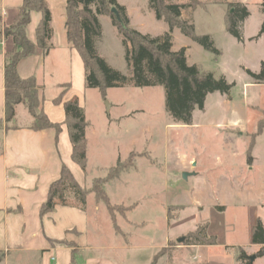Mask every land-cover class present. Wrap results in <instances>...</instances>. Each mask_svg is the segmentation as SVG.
<instances>
[{"label":"rangeland","instance_id":"rangeland-1","mask_svg":"<svg viewBox=\"0 0 264 264\" xmlns=\"http://www.w3.org/2000/svg\"><path fill=\"white\" fill-rule=\"evenodd\" d=\"M167 1L190 5L181 10L182 20L193 25L198 36H208L218 55L177 29L171 34L172 51L185 48L189 66L224 77L231 88L228 94H208L202 110L193 111L191 125L175 122L168 114L160 86L135 88L128 83L108 89L104 98L89 89L82 109L89 123L85 188L94 179H105L117 163L132 162V167L102 186L115 224L92 195L85 207L97 211V220L90 224L99 228L101 247L116 249L107 254L115 263L236 264L240 250L249 252L244 246L251 242L250 227L264 218V86L254 85L247 73L259 74L264 67V0ZM117 3L124 6L132 29L152 37L167 32L148 0ZM230 4H241L248 13L238 25V39L226 31ZM98 20L96 55L129 81L122 36L109 16ZM249 148L255 159L252 170L246 165ZM74 203L69 194L67 207ZM200 226L216 245L176 250L181 247L176 241L185 236L181 233ZM259 259L257 264H262Z\"/></svg>","mask_w":264,"mask_h":264},{"label":"trees","instance_id":"trees-1","mask_svg":"<svg viewBox=\"0 0 264 264\" xmlns=\"http://www.w3.org/2000/svg\"><path fill=\"white\" fill-rule=\"evenodd\" d=\"M155 17L167 25V32L158 37L143 35L129 26V19L124 6L117 0H66L65 2V32L67 42L79 54L84 68L85 89H96L104 98L111 88H122L130 83L135 88L164 89L165 108L175 122L182 125L192 124V114L195 109L202 110L208 94H228L231 85L224 77L215 78L213 74L201 72L196 66H189L185 48L172 51V32L177 29L181 35L200 45L204 50L218 55L208 36H198L193 25L181 18V10L190 7L188 3H170L167 0H148ZM224 16L226 31L235 38H239L238 25L248 15L246 8L241 4H230ZM264 6V3H263ZM114 7L120 14L122 24H118L110 9ZM32 12L40 14L37 24L36 43H32L26 36V27L30 22ZM264 14V9H263ZM99 16H109L111 23L116 27L123 38L126 47L125 59L131 70V79H128L110 68L95 52V42L101 36ZM51 14L46 0H23L17 8L12 23L5 27L3 35L10 37L12 48L5 52L4 60V118L3 123H13L16 107L22 105L32 122L29 129L42 131L52 129L55 140L61 131V124L51 122L43 111L44 98L40 93L33 77L22 79L17 73L18 64L25 58L34 55L37 50L44 53L51 48L49 41L52 36L50 27ZM264 32V21L262 23ZM255 84L264 83V67L259 74L247 72ZM69 85L62 87L59 95L53 100L60 104ZM65 111L64 126L71 146V161L85 173L86 158V128L88 123L83 116L82 108L77 100L63 104ZM264 120H262V126ZM250 149L247 151V162L250 163ZM120 166L117 163L110 169L105 179H94L90 189L82 188L74 179L66 166H62L58 178L48 188L47 198L40 206V216L54 211L56 206H63L70 194L79 204L84 205L88 194H93L96 203H103L110 214L112 223V206L103 191L102 186L118 178L119 174L132 166ZM114 170V171H113ZM113 171V172H112ZM118 231L117 226H114ZM181 246H215L213 236H206L205 226L198 227L194 232L184 237ZM61 244H64L60 242ZM251 244L257 249L255 259L264 257V228L260 220H256L251 228ZM239 264H253L250 256L240 250L237 256ZM73 264V251L72 263Z\"/></svg>","mask_w":264,"mask_h":264},{"label":"crops","instance_id":"crops-1","mask_svg":"<svg viewBox=\"0 0 264 264\" xmlns=\"http://www.w3.org/2000/svg\"><path fill=\"white\" fill-rule=\"evenodd\" d=\"M22 1L0 0V264H71L72 251L73 264H123L122 261L115 263L107 257V254H110L108 252L116 249L101 247L99 228L90 224L91 220L94 222L97 220V211L95 208L87 210L85 206L89 195L93 194L87 195L83 207H80L78 202V205L74 203L67 207L66 200L65 205L56 206L51 213L44 216H40L39 213L40 206L47 198L48 188L58 178L63 165L82 188H85L88 174L87 165L86 172L83 173L71 161V146L64 126L63 104L76 99L79 107L83 109L86 92L89 90L84 86L82 60L66 40L64 26L66 0H46L51 14L52 36L49 41L51 49L46 55L37 50L34 55L23 59L17 66L20 78L35 79L44 98L43 111L48 119L62 125L57 141L52 129L42 131L29 129L32 118L22 105L16 107L15 119L13 123L7 125V129L2 122L5 52L12 48L11 38L5 37L3 30L12 23ZM127 16L129 18L128 14ZM39 20L40 14L32 12L26 27V36L32 43H36L35 30ZM65 85H69V89L64 93L61 103L54 104L53 100ZM88 128L89 123L86 128L87 162ZM250 156V163L247 162L246 156V165L252 170L255 159L251 152ZM93 200L95 202L94 196ZM261 223L264 228V218ZM91 233L94 235L93 240L90 239ZM188 233L191 232H184L181 235ZM208 247L213 246H181L176 247V250H201ZM244 247L249 249L246 255L250 257L257 249L251 242ZM260 260L257 258L252 262L257 264ZM236 264H239L237 259Z\"/></svg>","mask_w":264,"mask_h":264},{"label":"water","instance_id":"water-1","mask_svg":"<svg viewBox=\"0 0 264 264\" xmlns=\"http://www.w3.org/2000/svg\"><path fill=\"white\" fill-rule=\"evenodd\" d=\"M110 13L114 16V18H115V20L117 21L118 24H122V21H121V18H120V14H119V12H118L114 7H112V8L110 9ZM106 105H107V104H106ZM108 108H109V106L107 105V109H108ZM187 176H188L187 174H184V175H183V178L186 179ZM183 241H184V238L182 237V238L178 239V240L176 241V243H177V244H181ZM254 259H255L254 256H251V257H250L251 262L254 261Z\"/></svg>","mask_w":264,"mask_h":264}]
</instances>
